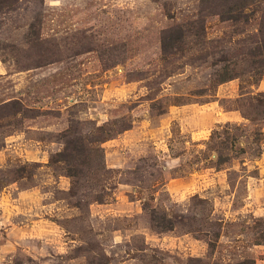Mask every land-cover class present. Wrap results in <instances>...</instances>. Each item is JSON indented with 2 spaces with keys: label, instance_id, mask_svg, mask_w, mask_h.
Returning <instances> with one entry per match:
<instances>
[{
  "label": "rangeland",
  "instance_id": "rangeland-1",
  "mask_svg": "<svg viewBox=\"0 0 264 264\" xmlns=\"http://www.w3.org/2000/svg\"><path fill=\"white\" fill-rule=\"evenodd\" d=\"M262 31L264 0H0V264H264Z\"/></svg>",
  "mask_w": 264,
  "mask_h": 264
},
{
  "label": "trees",
  "instance_id": "trees-1",
  "mask_svg": "<svg viewBox=\"0 0 264 264\" xmlns=\"http://www.w3.org/2000/svg\"><path fill=\"white\" fill-rule=\"evenodd\" d=\"M260 45H261L260 48L264 47V32L263 31L261 32V44ZM229 132H227V134H229ZM219 162L224 163L225 159H223L221 156H219Z\"/></svg>",
  "mask_w": 264,
  "mask_h": 264
}]
</instances>
